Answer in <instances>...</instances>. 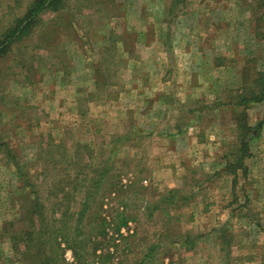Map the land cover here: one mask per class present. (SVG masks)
I'll list each match as a JSON object with an SVG mask.
<instances>
[{
    "label": "rangeland",
    "instance_id": "obj_1",
    "mask_svg": "<svg viewBox=\"0 0 264 264\" xmlns=\"http://www.w3.org/2000/svg\"><path fill=\"white\" fill-rule=\"evenodd\" d=\"M29 1L0 0V32ZM170 2L66 0L0 59V264H25L33 200L58 264H264V121L245 171L233 144L239 114L264 120L233 102L264 7Z\"/></svg>",
    "mask_w": 264,
    "mask_h": 264
},
{
    "label": "trees",
    "instance_id": "obj_2",
    "mask_svg": "<svg viewBox=\"0 0 264 264\" xmlns=\"http://www.w3.org/2000/svg\"><path fill=\"white\" fill-rule=\"evenodd\" d=\"M170 8H174L179 5L183 0H170ZM66 0H30L28 5L23 9L20 16L15 17L3 31L0 32V59L7 55L17 43L23 39L28 38L40 24H43L42 16L46 12H53L61 14L65 9ZM257 5L264 7V0L257 2ZM53 25V24H52ZM55 25L57 26L58 23ZM54 25V26H55ZM69 26V25H68ZM262 25L257 23L254 28V36L256 39H264V25L262 31L260 28ZM264 99V69H259L256 75L252 78L250 83L244 86L233 97L235 105L246 106L249 103H258ZM262 127L261 121L255 125H251L246 118V114L242 112L236 119L235 132L236 140L234 144L235 149H238L237 156L235 158L236 167L246 170L244 165V159L250 155L249 147L252 139L258 135L260 128ZM112 141L118 143V145L128 138V135H113ZM112 159V158H111ZM110 159V161H111ZM228 167L225 168L227 171ZM100 184L97 186L99 187ZM93 192H89L87 197H90ZM88 199V198H87ZM84 200L82 205L88 207V200ZM83 209H81L80 217L83 216ZM30 210V211H29ZM27 212L30 223L22 227L19 234L14 233L10 239L14 250L20 253L21 260L25 264H58L52 260L49 253L51 248H46L48 244L47 228L44 227L43 220L41 219V211L37 209V203L35 200L32 202ZM118 221L115 225V230L119 231L120 227L126 226L128 223V216L123 212H118ZM154 249H149L141 261L136 264H142L143 259L149 257V253ZM145 263V262H144ZM143 263V264H144Z\"/></svg>",
    "mask_w": 264,
    "mask_h": 264
},
{
    "label": "crops",
    "instance_id": "obj_3",
    "mask_svg": "<svg viewBox=\"0 0 264 264\" xmlns=\"http://www.w3.org/2000/svg\"><path fill=\"white\" fill-rule=\"evenodd\" d=\"M261 40H264V39H261ZM263 101H264V99L262 100V102H263ZM260 102H261V101H260ZM263 121H264V120H261V123H262V124H263ZM261 128H262V127H261Z\"/></svg>",
    "mask_w": 264,
    "mask_h": 264
}]
</instances>
